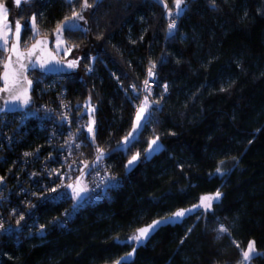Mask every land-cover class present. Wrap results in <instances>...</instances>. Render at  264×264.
I'll return each mask as SVG.
<instances>
[{
	"label": "trees",
	"instance_id": "obj_1",
	"mask_svg": "<svg viewBox=\"0 0 264 264\" xmlns=\"http://www.w3.org/2000/svg\"><path fill=\"white\" fill-rule=\"evenodd\" d=\"M0 2L13 6V24L29 22L35 14L40 34L51 39L71 12L69 0ZM88 2L85 28L63 33L74 50L85 51L68 59L79 66L60 74L29 72L40 99L57 115L69 114L70 127L36 120L16 127L14 118L10 137L1 144L0 176L18 187L14 200L22 196L34 209L29 230L2 236L0 264H110L131 250L134 242L125 241L137 228L217 190L222 195L211 209L159 228L127 264H237L250 240L259 255L249 263L264 264V0H185L171 34L168 10L175 9L174 0ZM30 31V26L23 29L21 42ZM152 62L167 91L157 87L159 104L152 105L137 138L121 147L141 100L128 84L138 87ZM89 96L95 142L82 130L84 153L102 147L106 168L121 181L107 199L69 216L70 199L41 203L21 191L40 189L34 178L50 185L52 167L46 172L39 166L47 158L58 160L56 148L76 127L73 104L85 105ZM88 120L86 113L83 126ZM156 136L161 147L146 154ZM137 152L140 158L126 168ZM14 203L19 206V199ZM40 225H45L42 234ZM219 225L228 232L218 233Z\"/></svg>",
	"mask_w": 264,
	"mask_h": 264
},
{
	"label": "snow or ice",
	"instance_id": "obj_2",
	"mask_svg": "<svg viewBox=\"0 0 264 264\" xmlns=\"http://www.w3.org/2000/svg\"><path fill=\"white\" fill-rule=\"evenodd\" d=\"M30 0H15V4L19 6L21 3H29ZM71 3V0H69ZM182 5H185V0H174V7H175V15L178 17L181 13L185 10ZM167 8V4L164 5ZM92 7L91 4L88 3V0H83L81 5V11H76L73 9L71 16H67L64 18L62 22L57 24L55 29V39H56V50L59 52L61 49L67 54L71 51L72 47H77L76 45L66 46L67 42L63 39V33L65 30L72 31L79 27V25L73 23L74 21L84 20V16L82 11ZM168 15L171 17L173 15L172 9L168 10ZM30 26L31 30L34 33L33 39L35 43H33L30 47L25 46V49H21V42H20V34L22 29L28 28ZM176 28V21L172 19L168 24V30L171 34L172 31ZM39 28L36 23V15L33 14L31 17L30 22H25L21 24L19 20L15 21V31L12 32V27L10 24L7 23V8L3 3H0V51H5L8 53L7 56L3 57V72L0 73V82H2L3 86L0 87V100L3 101V107L0 108V111H4L5 109L9 111H15L17 108H27L32 103V97L30 95L32 80L28 79L26 73L30 66L36 67L37 65L41 69H45L48 67L53 61L56 64H63V61L55 60V57L49 52L48 57H43L41 54L45 50V46L47 44V37L42 39H36L39 36ZM14 36V39H13ZM11 42L9 46V42ZM35 57V60H33ZM79 66L78 60H68L67 67L68 68H77ZM156 68L155 62H152L147 69L148 77L155 76L154 69ZM87 71H91V68H87ZM144 91L147 93L144 95L143 99L136 107V115L135 120L132 125V131H130L125 137H123L121 143V147L126 148L133 140L137 138L138 130L142 127V122L145 121V114L148 113L153 104H159V101H153L150 99L151 88L149 84V80L145 79L143 82ZM133 90L136 89V85H131ZM164 90L167 91V85L164 86ZM222 91L224 89H221ZM66 107V105H65ZM85 108L90 115H94L95 108L91 104V96H89L88 100L85 102ZM63 119H67L66 116L62 117ZM95 120L90 119L89 123L85 126L87 132L91 136V140L95 142ZM79 131V129L77 130ZM75 140V137H70L69 141L65 143H71ZM159 136H156L154 139L149 141V146L145 149L146 154H151L152 152L156 151L161 147L158 143ZM251 143V141H250ZM75 147L79 148L80 145L76 144ZM96 160L93 163H99L102 161L105 150L97 146L96 147ZM25 155H31L30 153H25ZM140 153L137 152L131 156L128 160L127 164L125 165L126 168H131L135 165L136 161L140 158ZM223 163V161L221 162ZM89 165L85 163V168L87 169ZM71 168V165H69ZM56 174L59 175L58 170H54ZM216 173L223 174V169L217 167ZM83 175L84 172H81V176L77 177L73 183L65 184L63 177L61 176V183L58 184L55 188L47 189V191L52 193H57V190L60 188H68L71 189V198L74 200H81L84 197L82 196L83 193H86L89 189L83 183ZM3 177H0V182L3 181ZM65 193H59L58 196L53 197V199L62 198ZM222 193L217 190L214 194H206L202 195L199 198V203L192 205L191 208L179 209L173 213H171L167 217H163L160 220H154L151 224L136 229L134 234L127 238L125 243L135 242L136 245L142 244L148 236L154 232L161 224L176 222L177 218H182L186 214H190L193 212L194 209L197 208H204V209H211L213 202L218 201L221 197ZM30 207H34L29 205ZM13 214H15V210H13ZM67 214V211H66ZM24 220L23 214L20 215L19 219L16 221L17 225H20L21 221ZM45 225H40V229L43 230ZM11 231V227L9 229L4 228V222L0 219V231ZM219 232L225 233L228 232V229L220 225ZM237 248H240V245L236 244ZM136 252V248L133 247L132 250L126 253L124 256H121L119 259L114 261V264H127V261L134 256ZM242 259L238 261V264H249V262L253 259L254 256L259 255L256 249V242L254 240H250L247 242L246 248L240 249Z\"/></svg>",
	"mask_w": 264,
	"mask_h": 264
},
{
	"label": "built area",
	"instance_id": "obj_3",
	"mask_svg": "<svg viewBox=\"0 0 264 264\" xmlns=\"http://www.w3.org/2000/svg\"><path fill=\"white\" fill-rule=\"evenodd\" d=\"M175 11V9L172 10L173 15L171 17L168 15L167 29L169 22L172 19L176 18ZM145 79L149 80L151 88V100L155 101V93L157 87L160 88L162 94L166 93V91L164 90V86L166 85V83L157 82L156 72L155 76L148 77L146 69L144 77L135 90H133V88L131 87V85H133L132 83L128 84V87L131 89L132 93L134 95L139 94L141 100L143 99L144 95L147 94L144 91L143 85ZM38 81L41 82L42 80L38 78ZM37 88L38 86H36L34 82L31 92L32 103L25 110L19 112L2 113L0 115V147L1 144L5 141V138L8 139L11 135L10 127L11 123L14 122V118L16 127L25 125V123L29 120H36L41 124L54 122L61 125L62 123H65L68 128L70 127L69 123H67L70 120L69 114L64 111L65 113H61L60 116L57 115L55 113L56 110L50 107L43 99H40L42 92L40 90L37 91ZM42 88L44 94L48 92L44 86H42ZM60 105L64 107L63 104ZM73 109H75L77 113V117L75 119L76 127L73 128V130H71L72 128L69 130L70 135L69 137H67L66 141H69L70 137H75V140L70 144L65 143V141L62 145L56 148L57 152L55 154H58V160L50 156V160L49 158L45 159V161L41 164L42 166H39L40 171L45 169L46 172L48 171L46 169L48 166L52 167V171L47 172L50 176V185L47 186L45 179L38 178L37 180L36 178H34L36 184L40 185L41 190L22 187L23 191H21L22 194L28 195L29 201H33V199L36 198V200L41 201V203L47 200L61 201L63 199H70V209L67 212V215L69 216H72L74 212L87 204H92L103 199H107L110 195L111 190L115 189L121 181V178L118 176V174L113 173L106 168V154L104 155L102 161L95 164L91 162L89 163V167L87 169L85 168V163H88V161H92L93 157L97 156V153L93 151L92 154H89L88 156L84 153L85 141L82 139L81 131H85L86 127L85 125L83 126L81 120L83 115L87 113L85 105L81 104L80 102H75L73 104ZM64 116H66L67 119H63L62 117ZM78 129L79 131H77ZM76 144H79L80 147H75ZM4 145L6 146L7 144ZM94 152L96 154L93 155ZM69 165H71V168H69ZM54 170H58L59 175L56 174ZM82 171L84 172V180L88 183L86 186L89 189L86 193L82 194V196L84 197L83 199L78 201L72 199V190L68 188H60L57 190V193L47 191V189L55 188L58 184L61 183V176L63 177L65 184L73 183L74 177L77 174H80ZM47 173L44 174V177L47 176ZM0 177L4 178V176ZM17 190L18 187L15 188L11 184H8V182L5 181V178L2 182H0V219L3 220L5 229H9V227H11L12 229L11 231H0V240L2 236L10 234H15L16 237H19V234L22 231L30 229L29 214L33 211L34 207H28L24 202V197H17V195H15V200L17 201L19 199L21 207L20 205H15V203L12 205V201H15L13 195L17 192ZM59 193H65V195L62 198L53 199V197L58 196ZM13 210H15V214H13ZM21 214H23L24 220L21 221L20 225H17L16 221L19 219ZM37 231L41 234L44 233V229L41 230L40 226L38 227Z\"/></svg>",
	"mask_w": 264,
	"mask_h": 264
},
{
	"label": "water",
	"instance_id": "obj_4",
	"mask_svg": "<svg viewBox=\"0 0 264 264\" xmlns=\"http://www.w3.org/2000/svg\"><path fill=\"white\" fill-rule=\"evenodd\" d=\"M14 2H15V0H14ZM15 21H17V19H15ZM15 21H14V28H13V33H14V31H15ZM21 24H23V23H21ZM22 34H23V29H22V31H21V34H20V42H21V40H22ZM45 37H47V44H46V46H45V50H44V52L41 54L43 57H48V53L50 52L51 54H52V56L53 57H55V60H60V61H62L59 57H58V55L56 54V52L53 50V48L51 47V38L49 37V36H46V35H39V36H37L36 37V39H42V38H45ZM13 39H14V36H13ZM11 42L12 41H10V43H9V46H10V44H11ZM33 43H35V40H32L28 45H27V47H30ZM21 49L22 50H24L25 49V47L22 45V43H21ZM8 55V53H6V55L5 56H7ZM33 60H35V57H33ZM67 61L68 60H64L63 62V64H56L55 63V61H53L48 67H46L45 69H41L38 65L36 66V67H32V66H30L29 68H28V70H27V73H26V75H27V77H28V79H30L31 80V78L29 77V72H31V71H34V70H38L39 72H42L43 74H60V73H65V72H69L70 70H71V68H68L67 67ZM3 72V67H2V70L0 71V73H2ZM33 82V81H32ZM33 85H34V83H32V86H31V91H30V95H31V92H32V89H33ZM3 86V84H2V82H0V87H2ZM0 95H3V94H0ZM3 107V101L2 100H0V108H2ZM29 107V106H28ZM26 108H17L15 111H9V110H7V109H5L4 111H0V115L2 114V113H11V112H19V111H23V110H25ZM195 205V204H194ZM186 208H191V206H189V207H186ZM181 209H185V208H181ZM200 208H197V209H194L193 210V212L192 213H190V214H186L184 217H182V218H177V220H176V222H170V223H164V224H161L154 232H152L149 236H148V238L142 243V244H140V245H136V243L134 242V244H133V247H135L136 248V250H137V248H139L140 246H143V245H145V243L158 231V229L159 228H161V227H163V226H166V225H174V224H177V223H180L183 219H185V218H187L188 216H190L191 214H193V213H195L197 210H199ZM170 215V214H169ZM169 215H167V216H169ZM167 216H164V217H167ZM161 218H163V217H159V218H156V219H154V220H160ZM154 220H152L151 222H149V223H147V224H145V225H142V226H140L139 228H141V227H145V226H147V225H149V224H151ZM138 229V228H137ZM132 247V248H133ZM132 248H131V250H132ZM131 250H129V252L131 251ZM128 253V252H127ZM136 253V252H135ZM126 254V253H125ZM125 254H123V255H121V256H124ZM121 256H119L117 259H119ZM134 256H135V254H134ZM134 256L133 257H131L128 261H127V263H129V262H131L132 260H133V258H134ZM116 261V260H115ZM110 264H114V262H112V263H110Z\"/></svg>",
	"mask_w": 264,
	"mask_h": 264
},
{
	"label": "rangeland",
	"instance_id": "obj_5",
	"mask_svg": "<svg viewBox=\"0 0 264 264\" xmlns=\"http://www.w3.org/2000/svg\"><path fill=\"white\" fill-rule=\"evenodd\" d=\"M79 1L81 2V5H82L83 0H79ZM76 2H77V1H76ZM76 2H74V3H76ZM0 3H3V4L5 5V7L7 8V23L11 25V27H12V31H13V28H14V24H13L14 13H13V10H12L13 6H11V8H10L9 6H6V4H5L4 2H0ZM88 3H89V2H88ZM89 4H90V3H89ZM81 5H80V7L77 9L76 5L70 3V5H69V6H70L69 9H70L71 12L68 14V16H71V13H72L73 9H75L76 11H81ZM91 5H92V4H91ZM90 10H91V7H90V8H87V9H85V10L82 11V14H83V16H84V20L74 21L73 23L79 25L80 28H81V27H84V28H85V26H86V21H87V16H88ZM31 17H32V16H31ZM31 17H29V22H30V20H31ZM22 18H23V17H22ZM61 22H62V21H61ZM55 29H56V27H55L54 30L52 31L53 36H52V39H51V47L53 48V50L56 52V54L58 55V57H59L62 61H64V60H68L69 58H76V57H78L79 55H81V56L83 55V56H84L85 51L82 50V49H76V50H74L73 48H71V51H70L69 53H67V54L64 52L63 49H61L59 52H57V50H56V39H55ZM30 30H31V28H30ZM39 33H40V31H39ZM39 35H42V34H39ZM33 37H34V33H33V31L31 30L29 36L27 37V42H25V43L21 42L22 45H23L24 47L27 46L32 40H34ZM63 39L66 41L64 35H63ZM28 41H29V42H28ZM66 42H67V41H66ZM9 43H10V42H9ZM27 43H28V44H27ZM66 46H72V45H71L70 43L67 42ZM6 53H7V52H5V51H0V67H1V70H2L3 57H5ZM87 66H88V64H87ZM35 77H37V76H35ZM31 80H32V79H31ZM32 81H34V80H32ZM34 82H35V81H34ZM34 82H33V83H34ZM86 100H88V99H86ZM87 113H88V112H87ZM88 114H89V113H88ZM146 115H147V113L145 114V121H146ZM90 119H94V118H93V115H90V114H89V120H88V123H89ZM134 120H135V117H134ZM134 120H133V123H134ZM145 121H144V122H145ZM142 124H143V122H142ZM86 131H87V129H86ZM130 131H132V128H131ZM87 133H88V132H87ZM88 134H89V133H88ZM89 135H90V134H89ZM85 145H86V144H85ZM84 147H85V146H84ZM93 151L96 152V147H94V150H93ZM95 152L93 153V155L96 154ZM134 154H135V153H134ZM96 155H97V154H96ZM95 160H96V156L93 157V160H92V161H88L87 164L89 165V163H91V162L93 163ZM94 164H95V163H94ZM83 171H85V170H83ZM79 176H81V173H80V174H77V175L74 177L73 182H74V181L76 180V178L79 177ZM83 183H84L85 185L88 184L87 182H85V180H84V176H83ZM219 227H220V225H219ZM219 227H218V229H219ZM218 233H221V232L218 231ZM241 259H242V258H241ZM237 264H238V263H237ZM249 264H250V263H249Z\"/></svg>",
	"mask_w": 264,
	"mask_h": 264
}]
</instances>
